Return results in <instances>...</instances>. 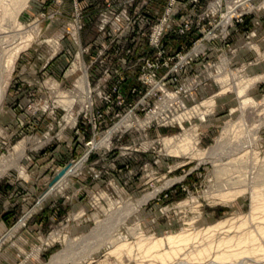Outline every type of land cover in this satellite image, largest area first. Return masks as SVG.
<instances>
[{
	"label": "rangeland",
	"instance_id": "rangeland-1",
	"mask_svg": "<svg viewBox=\"0 0 264 264\" xmlns=\"http://www.w3.org/2000/svg\"><path fill=\"white\" fill-rule=\"evenodd\" d=\"M168 1L0 5L2 54H13L0 107V264H208L216 253L223 264H264V124L247 160L232 159L223 174L196 155L226 125L221 155L229 138L253 130L241 100L264 111V0H175L156 45ZM148 74L183 97L198 83L199 98L185 97L198 104L190 122L126 119L107 132L132 106L145 118L163 96ZM67 163L77 173L41 197ZM229 176L241 190L220 195ZM176 232L190 238L149 250Z\"/></svg>",
	"mask_w": 264,
	"mask_h": 264
},
{
	"label": "bare ground",
	"instance_id": "bare-ground-1",
	"mask_svg": "<svg viewBox=\"0 0 264 264\" xmlns=\"http://www.w3.org/2000/svg\"><path fill=\"white\" fill-rule=\"evenodd\" d=\"M23 1L25 0H0V5H11L13 9H16V10H19L23 4ZM15 4V5H14ZM10 9V8H9ZM234 10V9H233ZM233 14V11L232 10H229V12L226 14L227 18H229V16L231 17ZM225 18V17H224ZM231 20V19H230ZM230 20L227 24L230 23ZM225 21V20H224ZM226 25V24H225ZM4 25L0 22V107L2 105V100H3V97H4V94H5V90H6V84L8 82V79H9V75H10V69H9V63L11 62V59L13 58V54L12 55H8L7 58L2 54V47L4 46L3 44L6 42L5 41V38L6 36H4L2 33L4 32ZM7 30V29H6ZM19 43V42H18ZM20 49V48H19ZM195 51L199 50H203L204 49V45L203 44H197L195 47H194ZM5 59H4V57ZM85 75L81 77V82L83 83V85L85 84V80H86V91H87V94H86V101L87 103L90 102L91 100V94H90V84H89V81H88V76H87V71L85 69ZM85 76H86V79H85ZM81 83V84H82ZM242 88H240L238 90L241 91ZM242 95V94H241ZM246 98V97H245ZM264 99V98H263ZM207 100V99H206ZM183 106L177 108L176 106L175 107H172V108H169L166 110V113H168V120H166V122L168 121H171V119H175V122L178 123V125L180 127H182L183 125V122L184 121H189L192 119V116H188L186 117L187 115H190L192 113V109L195 107V106H198V104H194L193 106L191 107H187V105L183 102L182 103ZM260 103H258L257 105H253V106H249L245 103L244 100H241V108H242V111H243V115H245V117H247V115L249 114L248 112H250L251 114H253L252 117H249L248 119L251 120V122H253V124L251 126L254 125L253 127V130L250 128H247L246 130H244L245 132H243L241 135L238 134V136H233L231 138L228 139V144L226 146V149L224 150L225 154L221 155V151L222 150H219V145L222 143V138L224 137L225 134H228V130L229 129V125H226L223 127V130H222V134L220 135L219 139L217 140L216 142V145L214 144L213 146H210L209 148L207 149H204V150H200V151H197L196 152V155H199V159L200 161L201 160H204V159H209L210 161H212L214 163V168H215V171L217 173H222L223 174V171L225 169H228L229 167H227L226 164H229L231 165L232 164V159L234 160H238V161H241L244 157H246V160H247V156H246V152H248V147L249 148H252L253 146V139H254V135L256 134L257 132V129L259 128V126L263 125L264 124V113L262 114L261 112H264V111H261L260 109H262V107L260 108L259 107ZM195 109V108H194ZM159 110V109H158ZM158 110H154L152 112H148L146 114V117L143 118V119H139V117H135L133 118V115L130 114V115H127L126 117H123L121 120H119L118 122H116L114 125H112L108 130L107 132L112 129L113 127H116L112 133H115L117 130L121 129L122 126H124V122L120 125V126H116L118 123H120L122 120H126V119H130L129 120V124L128 125H125L126 127H129L131 126V124L133 122H138L139 120H142L141 123V126H145L148 121L150 120V118L152 117H158L157 114H159V111ZM196 115L198 116V114H193V116ZM203 115V114H202ZM189 117H191V119H188ZM187 119V120H186ZM243 119V118H242ZM249 120V121H250ZM127 121V120H126ZM243 122V121H242ZM245 122V121H244ZM236 124V123H235ZM234 124V125H235ZM242 124V123H241ZM246 124V123H245ZM244 124V125H245ZM232 124V128L231 130L234 131V126ZM237 126V125H236ZM249 126V125H248ZM242 127V126H241ZM244 127V126H243ZM240 129V127H239ZM244 129V128H243ZM260 129V128H259ZM106 132V133H107ZM105 133V134H106ZM111 133V134H112ZM234 133V132H233ZM229 136V134H228ZM107 139V136L105 138H103V141H105ZM164 139V138H163ZM226 139V138H225ZM224 140V139H223ZM227 140V139H226ZM225 140V141H226ZM94 141V140H93ZM92 141V143H93ZM102 141V142H103ZM101 142V141H100ZM224 142V141H223ZM91 143V146H93ZM95 145V144H94ZM167 145V143L165 144V146ZM189 146L188 144V141L186 142H183L181 143V145H179V147L183 148V149H186L187 147ZM94 147V146H93ZM225 147V145L223 146ZM193 148V146H192ZM247 148V149H246ZM198 149V148H197ZM223 149V148H222ZM222 152V153H224ZM239 152H242L241 155H239L238 157H231V155L233 154H237ZM225 158H227L229 160H224ZM233 160V161H234ZM245 160V162H246ZM231 161V163H227ZM70 164V163H69ZM212 164V163H211ZM222 164V165H220ZM77 165V164H76ZM79 165V164H78ZM243 166V165H242ZM77 168L78 167H75V166H71L69 167V165L64 169V172L62 173V175H60L58 177V179H56L51 185H49L50 187L48 188L47 192L45 193V195L43 194V198H45L48 194H51V193H54V189L55 187H63L66 182L68 181V178L74 174L77 173ZM230 169V168H229ZM262 169V168H261ZM225 172V171H224ZM221 175V174H220ZM230 175V174H228ZM256 175V174H255ZM244 177V176H243ZM246 177V176H245ZM227 181L224 182V185H226V189L228 187L227 190L225 191H222L220 193V195H224V196H232L234 194V192L237 190L234 189L232 190L231 189V184H232V181H234V177L232 176H229L226 178ZM240 179V178H238ZM246 179V178H245ZM246 181V180H245ZM238 182V181H237ZM236 182V183H237ZM240 182V180H239ZM238 182V184H239ZM243 182V181H242ZM231 183V184H229ZM235 183V181L233 182V184ZM241 183V182H240ZM243 184V183H241ZM165 185V184H164ZM222 185V184H221ZM237 185V184H236ZM240 185V184H239ZM243 189V187H241ZM241 189L237 190V191H240ZM238 193V192H236ZM56 194V193H55ZM149 194V192H148ZM147 196H145L146 198ZM149 197V195H148ZM42 198V199H43ZM144 198V199H145ZM40 199V198H39ZM40 201V200H39ZM256 205V204H255ZM190 238V236L188 234H185V233H182V232H176V233H170V234H167L166 236L164 237H159L157 239L154 240V242H152V244L149 246L150 249L149 250H159L158 247H161V246H164L165 243L168 244V246H173L172 244L174 242H177V241H187L188 239ZM119 239V238H118ZM142 240V239H141ZM1 242V240H0ZM141 242V241H140ZM150 242V241H148ZM146 245V244H145ZM144 245V247H145ZM123 246V245H122ZM120 248V247H119ZM146 248V247H145ZM178 248V246H177ZM180 248V247H179ZM210 249V248H209ZM113 250V249H112ZM172 250V248L170 249ZM175 250V249H174ZM178 250V249H177ZM200 250V249H199ZM174 252V251H173ZM157 253V252H156ZM159 253V252H158ZM222 253V252H221ZM224 254V253H223ZM221 257V258H220ZM218 256L217 253H216V256L214 258H212L208 264H223V262H226L225 260H223V256ZM52 258V257H51ZM209 258V257H208ZM216 258H218L219 260H217ZM228 260V259H227ZM232 260V259H231ZM54 261V260H53ZM53 263V262H52ZM57 264V263H56ZM235 264H238V263H235Z\"/></svg>",
	"mask_w": 264,
	"mask_h": 264
},
{
	"label": "built area",
	"instance_id": "built-area-1",
	"mask_svg": "<svg viewBox=\"0 0 264 264\" xmlns=\"http://www.w3.org/2000/svg\"><path fill=\"white\" fill-rule=\"evenodd\" d=\"M174 3H175V0H169L168 1V4H167V7H166V12H165V14L162 16V18H161V20L153 27V37H152V43H154V44H158L159 43V41H160V37H161V35H162V32H163V27H164V24H165V26H166V24H167V21H168V18L170 17V14H171V10L175 7L174 6ZM174 6V7H173ZM172 7V8H171ZM168 25V24H167ZM185 25L188 27V23H185ZM202 44L201 42H200V40H197L195 43H194V45L196 46L197 44ZM194 46V47H195ZM194 47L192 48V50L191 51H193L195 54H197L198 52H201V51H203V50H201V51H195V49H194ZM188 55L189 54H182L181 56H180V64H183V63H185V61H186V59L188 58ZM151 67V66H150ZM180 68L179 67V65L177 64V65H175L173 68ZM177 68V69H178ZM176 69V70H177ZM175 70V69H174ZM146 81H149V82H151V84H152V90H155L156 91V87L158 86L161 90H162V92L164 93L163 94V96H161L160 97V100L158 101V102H156V105L150 110V111H148V112H152V111H154V110H158L159 111V114H157L158 115V117H151L150 118V120L148 121V123L145 125V126H147V125H149L150 123H151V121L154 119V118H156L159 122H162V123H164V124H177L178 125V123L177 122H175V119H171V121H168V122H166V120H168V118H169V116H168V113H166V110L167 109H169V108H172V107H177V108H179V107H181V106H183V102L186 104V101H185V99L187 98L186 96H187V94L189 93V95L193 98L192 100H197L199 97L197 96V95H199L200 94V89H199V87H197V85H198V83L196 82V84L194 85V87L193 88H191V90L189 89L188 91H187V93L184 95L185 97H183L182 95H179L176 91H173V90H169V89H166L165 88V86H164V82H163V79H159V80H156L155 79V77H154V75H152V74H148L146 77ZM90 84V83H89ZM103 84V83H102ZM99 87H100V84H99V82L98 83H96L95 84V89L97 90V88L99 89ZM91 89V91H90V94H91V100H90V102L89 103H87V107H89L92 103H93V97H94V95L91 93V92H93V87H90ZM193 89H194V91H193ZM150 93H151V89H150V91L148 92V93H146L144 96H143V98H142V100H141V103H144V101L146 100L145 98L147 97V96H149L150 95ZM197 98V99H196ZM121 100L118 102V103H120L121 104ZM181 105V106H180ZM187 105V104H186ZM137 106V105H136ZM136 106H132V108H130L129 110H128V112H127V115H130V114H132L133 115V117H136L137 115L134 113V108L136 107ZM187 107H188V105H187ZM147 112V113H148ZM146 113V114H147ZM131 116V115H130ZM121 120V119H120ZM119 121V120H118ZM179 126V125H178ZM180 127V126H179Z\"/></svg>",
	"mask_w": 264,
	"mask_h": 264
},
{
	"label": "water",
	"instance_id": "water-1",
	"mask_svg": "<svg viewBox=\"0 0 264 264\" xmlns=\"http://www.w3.org/2000/svg\"><path fill=\"white\" fill-rule=\"evenodd\" d=\"M69 165V163H67L65 166H63L62 168H60L51 178V180L49 181V185H51L56 179H58V177L60 175H62V173L64 172V169Z\"/></svg>",
	"mask_w": 264,
	"mask_h": 264
}]
</instances>
